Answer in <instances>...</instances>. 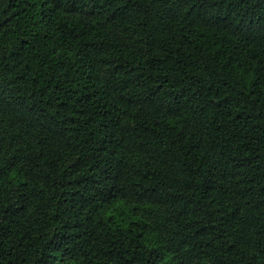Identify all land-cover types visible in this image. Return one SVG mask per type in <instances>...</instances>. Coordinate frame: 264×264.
I'll return each instance as SVG.
<instances>
[{
    "label": "trees",
    "instance_id": "obj_1",
    "mask_svg": "<svg viewBox=\"0 0 264 264\" xmlns=\"http://www.w3.org/2000/svg\"><path fill=\"white\" fill-rule=\"evenodd\" d=\"M0 264H264V0H0Z\"/></svg>",
    "mask_w": 264,
    "mask_h": 264
}]
</instances>
